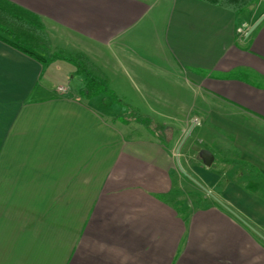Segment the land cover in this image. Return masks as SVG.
<instances>
[{"label": "crops", "instance_id": "crops-1", "mask_svg": "<svg viewBox=\"0 0 264 264\" xmlns=\"http://www.w3.org/2000/svg\"><path fill=\"white\" fill-rule=\"evenodd\" d=\"M245 4L0 0V264H264V0ZM13 16L111 93L12 45Z\"/></svg>", "mask_w": 264, "mask_h": 264}, {"label": "trees", "instance_id": "trees-1", "mask_svg": "<svg viewBox=\"0 0 264 264\" xmlns=\"http://www.w3.org/2000/svg\"><path fill=\"white\" fill-rule=\"evenodd\" d=\"M220 3L225 4L226 2L230 4H235L236 9H241L246 6L245 3L251 0H219ZM14 17V16H13ZM16 18L17 22L19 19ZM23 21V20H22ZM20 29L13 28L15 32H11L13 37L9 42L21 51L31 55L32 57L43 61L44 63L62 58L71 62L78 74H84L86 76L85 90L82 94L87 96H94L101 92L110 94L108 87L107 78L104 73L92 63L85 55L77 53L76 55L62 54V53H52L45 57L40 51L46 52L50 46V41L41 23H32L30 21L25 23H20ZM6 30V29H5ZM11 31V30H10Z\"/></svg>", "mask_w": 264, "mask_h": 264}, {"label": "water", "instance_id": "water-1", "mask_svg": "<svg viewBox=\"0 0 264 264\" xmlns=\"http://www.w3.org/2000/svg\"><path fill=\"white\" fill-rule=\"evenodd\" d=\"M195 150L198 152L199 157L202 159L203 163L207 166H210L213 160V154L205 149L201 148L200 146H194Z\"/></svg>", "mask_w": 264, "mask_h": 264}, {"label": "rangeland", "instance_id": "rangeland-1", "mask_svg": "<svg viewBox=\"0 0 264 264\" xmlns=\"http://www.w3.org/2000/svg\"><path fill=\"white\" fill-rule=\"evenodd\" d=\"M58 52H60V53H62V54H70V55H76L77 53H68V52H66V51H64V50H61V51H58ZM101 107H103V106H101ZM105 107V106H104ZM223 143V142H222ZM222 145V144H221ZM224 146H226V144H223ZM221 153V152H220ZM221 156H222V158H225V156H224V154H221ZM229 165H230V163L228 164V163H224L223 165L221 164V169H222V171H228L227 169L229 168ZM225 170H224V169ZM191 184H192V182H190L188 185L189 186H187L188 188V190H190V189H193V188H191ZM186 191V190H185ZM188 195L190 196V193L188 192Z\"/></svg>", "mask_w": 264, "mask_h": 264}, {"label": "built area", "instance_id": "built-area-1", "mask_svg": "<svg viewBox=\"0 0 264 264\" xmlns=\"http://www.w3.org/2000/svg\"><path fill=\"white\" fill-rule=\"evenodd\" d=\"M57 91H59V92H64V91H66V88L63 87V86H58V87H57Z\"/></svg>", "mask_w": 264, "mask_h": 264}]
</instances>
